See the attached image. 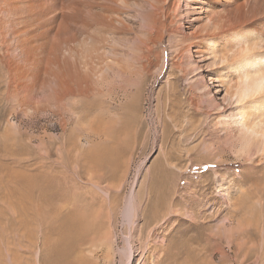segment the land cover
Masks as SVG:
<instances>
[{
    "label": "rangeland",
    "instance_id": "1",
    "mask_svg": "<svg viewBox=\"0 0 264 264\" xmlns=\"http://www.w3.org/2000/svg\"><path fill=\"white\" fill-rule=\"evenodd\" d=\"M262 27L264 0H0V189L32 199L0 196V264H264V151L216 128Z\"/></svg>",
    "mask_w": 264,
    "mask_h": 264
},
{
    "label": "bare ground",
    "instance_id": "2",
    "mask_svg": "<svg viewBox=\"0 0 264 264\" xmlns=\"http://www.w3.org/2000/svg\"><path fill=\"white\" fill-rule=\"evenodd\" d=\"M69 7H70V5H69ZM71 9H74V8L72 7ZM85 19L86 20H84V25H82V23H81V26H80V27L84 26V28L82 27V29H81L79 27L81 30H83L82 33H84V31L87 30L85 28L93 26V25H95V24H97L103 20L97 14H90V16L87 15ZM110 25L112 26V24H110ZM76 30H78V29H76ZM260 30L262 32L264 30V28L262 27ZM74 37H76V36H74ZM74 37H72V38H74ZM251 41H252V38H251V40H249V42H251ZM209 43H210L209 48L210 47L215 48V46H217V43H216L214 38L211 39ZM226 50H228V49H226ZM247 50L249 51L251 49L243 48L240 50V52L238 54H236V52H235L231 56H228V61L226 63L227 65L224 66L225 68L223 69L222 72L224 73L225 71H227L224 74L229 76L230 75L229 73L232 72L231 67H234L233 70H235L236 72L239 71L240 69H242V67L247 66V64H248L247 62L249 60H253V58L250 56L251 54L254 57V60L258 58L257 57L258 53L256 50H251L249 52H247ZM244 52H247V53L245 55H243ZM239 55H243V56H241L236 62H234V59ZM125 68L128 69L127 67H125ZM245 69L246 68H244V70ZM129 71H128V73H130ZM243 72L246 73V71H243ZM249 74H250L249 72L247 75H244V76L243 75L240 76V74H239L238 77H241V81H238V83H236V85H235V83H232L235 86L233 85L232 88L227 91V93H229V95H230L229 96L230 99L228 100L227 104L222 109H220L219 112L217 113L220 115V118H222V121L221 120H220V122L218 121L219 123H218V126L216 128H217V132L219 134L224 135L229 140V144L227 145L229 147V150L230 149L235 150L237 147H248L249 153H248L247 157L252 158L260 150L264 151V149H263L264 148V67L256 68L254 73H253L255 75L254 77L250 76ZM121 75H122V73H119V76H121ZM228 76H226V78ZM231 76H229V77H231ZM116 78L118 80V77H116ZM227 79H229V78H227ZM231 81H232V79H230L228 81L229 84H228V82L225 84L230 86ZM112 84H114V83H112ZM123 85H124V87H122V89H126L128 86V83L125 82V84H123ZM226 87H228V86H226ZM232 89H233V91H231ZM117 90L118 89L113 87V85L110 86V90H109L110 95L115 93ZM234 97H236V100L233 101ZM24 106H26L27 108L32 109V110L36 108L30 102L24 103ZM47 106L48 105H46V104H42V105H38L37 108L38 109H46ZM233 107L234 108L237 107V109H238L237 115L240 116L241 118H240V121L238 124H235L234 126L231 125V126H233V128L227 129L226 125L228 123V120L227 121L225 120L226 116L224 114L227 113L229 110H231ZM206 109H208V108H206ZM209 109H211V108H209ZM244 129L246 130V133L243 132ZM210 130H211V128H210ZM235 132H238V136L236 135L237 133H235ZM216 133L214 132V134H216ZM227 150H228L227 148L224 149V151H227ZM245 150H246V148H245ZM241 153H243V152H241ZM258 160H259V157H258ZM256 169H257V167H255V170ZM17 193H18V196L12 194L9 191L7 193H4V191H2V189H0V196L4 197L6 200H9L8 202L5 201V205L7 207H9L13 212L18 213L19 210L25 211V209L31 208L32 199L29 197V199L27 200L25 195L20 194V191H17ZM43 197H44V199L42 200V204L53 203L50 201V199H49L50 197L48 196L47 191H45L43 193ZM25 199L27 201H25ZM62 206H64V205H62Z\"/></svg>",
    "mask_w": 264,
    "mask_h": 264
}]
</instances>
